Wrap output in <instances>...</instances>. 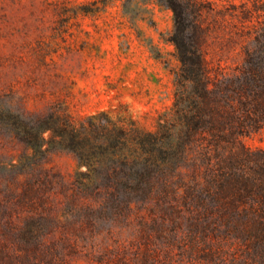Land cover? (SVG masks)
Instances as JSON below:
<instances>
[{
    "label": "rangeland",
    "instance_id": "rangeland-1",
    "mask_svg": "<svg viewBox=\"0 0 264 264\" xmlns=\"http://www.w3.org/2000/svg\"><path fill=\"white\" fill-rule=\"evenodd\" d=\"M202 3L209 87L264 80V0ZM175 33L157 0H0V264H264V110L215 113Z\"/></svg>",
    "mask_w": 264,
    "mask_h": 264
},
{
    "label": "trees",
    "instance_id": "trees-1",
    "mask_svg": "<svg viewBox=\"0 0 264 264\" xmlns=\"http://www.w3.org/2000/svg\"><path fill=\"white\" fill-rule=\"evenodd\" d=\"M159 4L170 9L173 13L175 30L177 33L171 41L174 43L177 51V57L184 66L187 79L191 80L198 87L197 96L200 99H210L213 102V110L219 113L222 104L234 106L231 101L236 98L242 109L252 105L258 111L264 110V80L259 77L258 65L252 61V66L241 72V77L234 80L225 76L221 72L216 74L212 87H209V81L212 78L210 61L207 59L203 50V43L207 35L203 12L200 7L202 0H157ZM253 11H261L264 15V4L253 6ZM245 10L242 13L241 22L251 19L252 11ZM221 68L220 66H218ZM221 70V69H220ZM248 95L252 101L246 100ZM209 97V98H208ZM261 98L263 101H261ZM246 110V109H245ZM232 116H229L225 122L227 125ZM217 127V124H214ZM255 180V181H254ZM253 188L249 187L247 196L240 198V204H248V207L254 214L241 213L240 218L245 219V225L248 228L264 229V179L257 178L251 182Z\"/></svg>",
    "mask_w": 264,
    "mask_h": 264
}]
</instances>
